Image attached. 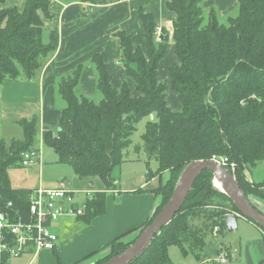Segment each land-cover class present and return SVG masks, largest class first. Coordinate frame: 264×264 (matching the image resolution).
<instances>
[{
  "label": "trees",
  "instance_id": "16d2710c",
  "mask_svg": "<svg viewBox=\"0 0 264 264\" xmlns=\"http://www.w3.org/2000/svg\"><path fill=\"white\" fill-rule=\"evenodd\" d=\"M4 1L0 0V84L5 80H31L55 49L42 39L44 19L52 17L50 0H25L22 8L5 7ZM202 1L167 0L168 9L176 15L171 36L176 61L167 72L171 89L181 104L179 110L168 106L166 83L158 76L168 35L162 29L157 36L152 14L141 8L137 12L143 27V45L135 44L133 35L124 29L112 32L119 43L118 64L134 80L132 91L125 79L119 87L112 85L111 74L99 53L90 59L101 93L98 102L75 92L81 64L58 82V93L65 105L56 130H46L42 142L54 150L60 162L70 164L77 177L97 176L105 189H111V172L122 163L124 151L132 145L136 124L150 115L155 118L146 122L141 135L146 176L168 172L166 182L152 190L162 194L161 202L142 225L75 264L97 255L101 256L91 264H101L131 245L169 199L189 162L224 158V166L233 171L247 196L264 195L260 189L264 180L249 182L244 174L245 169L264 162V0H237L236 14L225 21L218 18L213 8L205 16ZM37 119L32 115L18 121L23 132L21 140L13 138L7 146L0 139V193L17 203H26L29 190L11 188L7 169L14 163L21 164L22 152L34 148L32 137ZM150 160L157 163L154 172L148 168ZM105 198L104 191L97 192L86 201L84 213L77 220L89 223L103 214ZM213 198L219 202L211 206ZM230 212L238 210L228 196L213 186L212 173L204 170L180 211L128 264H171V245H177L183 255H194L198 264H217L204 262L207 256L203 249L226 231L224 218ZM229 249L218 242V252L224 251L228 259ZM100 251L105 252L98 254ZM56 257L57 264H62ZM257 264H264V258Z\"/></svg>",
  "mask_w": 264,
  "mask_h": 264
},
{
  "label": "crops",
  "instance_id": "0c3cea01",
  "mask_svg": "<svg viewBox=\"0 0 264 264\" xmlns=\"http://www.w3.org/2000/svg\"><path fill=\"white\" fill-rule=\"evenodd\" d=\"M24 2L25 0H5L3 5L22 7ZM88 4L91 6L89 7ZM201 6L204 13L213 8L221 20L234 16L237 12V0H203ZM139 8L151 13L156 27H162L169 36L167 51L171 55L166 63L164 69L166 70L176 61L170 39L175 13L168 9L167 0H94L92 3L84 0H50L49 11L52 17L44 19L42 39L45 43L52 44L55 49L44 60L33 79L5 80L0 84V136H3V125H19L20 119L30 118L32 115L38 118L37 124L39 122L42 137L46 130L54 132L65 105L58 93V82L61 78L69 76L78 64L82 65V70L75 92L91 99L99 96L96 87L97 74L90 60L96 53L103 57L114 87H118L122 80L127 79L124 69L116 63L120 57V49L118 40L112 32L124 29L133 35L134 42L136 34L138 42L135 43L143 45V27L137 12ZM127 81L130 86L133 85L131 80L127 79ZM177 98L171 97L175 109L180 108ZM135 152L142 153L143 160L138 159L141 166L139 164L137 167L133 160L129 166L120 168L117 175L111 172L114 178V186L111 189H105L103 182L97 176L79 178L74 172L72 175L63 176L46 184L39 181L35 186L11 187L31 191L38 187H53L59 180L66 179L69 186L79 192L77 200L81 197L80 193L82 195L85 190L106 193L105 212L95 216L89 223L71 217L58 221V225L55 226V231L59 235L57 246L54 250L42 251L37 257L40 258L38 264H57L56 255L62 264H75L89 253L101 249L114 238L139 227L153 214L161 202V197L152 190L167 180L168 172L146 176L147 159L141 144L125 150L122 163L127 160L131 162L132 159L129 157ZM40 163L41 160L39 166ZM142 164L145 166L144 171L141 169ZM260 189L264 191V185ZM248 199L257 209L264 212V195L250 194ZM239 218L245 219L238 216L237 221ZM247 223L255 228L256 224L253 222ZM256 229L257 236L246 240L244 244L247 264H255L264 258V232L260 227ZM218 241H213L204 247L206 256L211 257L214 256L213 253L216 254ZM103 252L105 251H100L98 254Z\"/></svg>",
  "mask_w": 264,
  "mask_h": 264
},
{
  "label": "rangeland",
  "instance_id": "374dc122",
  "mask_svg": "<svg viewBox=\"0 0 264 264\" xmlns=\"http://www.w3.org/2000/svg\"><path fill=\"white\" fill-rule=\"evenodd\" d=\"M4 3H5V1H4ZM88 5H89V7L91 6L90 4H88ZM14 7H17V6H14ZM22 7H18V8H22ZM205 16H206V13H205ZM175 18H176V15H175ZM221 21H225V18H223ZM120 27H122V26H120ZM162 29H163L162 27H159L156 29V35L157 36L159 35L160 32H162ZM172 30H173V28H172ZM135 35H134V38H135V42L137 43L138 41H137V38ZM171 36H172V32H171ZM171 36H170V39H171ZM168 40H169V36H168ZM171 41H172V39H171ZM167 48H168V46H167ZM169 55H171V53L169 51H166L165 57L161 61L159 68H158V76H159V80L161 82L166 83L165 94H166V101H167L168 106H170L171 109H173V110H179L180 108L175 109V104L173 103V101L171 99V97L177 98L178 96L176 97L177 94L174 93L171 89L170 78H169L168 72H167L168 69L164 70L166 67V63L169 61V58H170ZM116 63L118 64V61H116ZM159 70H160V72H159ZM126 77L128 80H131L133 82L132 86L129 85L130 89L132 91L134 89V80L127 75H126ZM127 79H125V80H127ZM168 81H169V84H168ZM121 82H120V84H121ZM99 97H101L100 92H99V96H97V97L94 96V98L92 100L95 102H98ZM178 100L179 99L177 98V101ZM178 103H179V106L181 107L180 101H178ZM153 117L154 116H152V115L146 116V117H143L142 119H140L138 121V123L136 124V129L131 135L132 145L126 150L134 148L135 145L142 144L141 135L143 134V132L145 130V124L148 120H150ZM2 133H3V136H0V139L4 140L6 142L7 146L10 145L11 139L14 138V139L21 140L23 138L22 128H21V126L19 127V125H16V126L3 125L2 126ZM32 145H33V147H35L36 149H38L40 151V155H41V163L40 164H41V166H39V164H38L39 162L34 164V165H27V166L21 165L20 163H16V164L14 163V164L10 165L7 169V175H8V180H9V184L11 187L22 188V187L33 186V185L35 186L36 184L39 183V181H43L44 184H46L48 182H54L55 180L62 178L63 176H69V175L73 174V169H72L71 165L68 163L60 162L58 160V156L54 152V150L50 146H47L42 142V136H41V132H40L39 122L35 126V132H34V135L32 137ZM138 155L140 157H138ZM124 156H126V153ZM141 157H142L141 152L133 153L132 156L129 157V159H132V161L130 162L129 160H127L124 163H122L121 165L114 167L112 170V174L117 175L119 173L120 168H124V167L129 166L130 163L133 162V160H135L134 164L137 165V167L139 166V164L141 166V163L138 162V159L143 160ZM220 159H222V158H220ZM223 160H224V158H223ZM144 167L145 166L142 164L141 169L143 171H144ZM156 167H157L156 161L150 160L149 161V168L152 169L151 172H154ZM233 168H234V165H233ZM250 168H251V170L250 169L244 170V174H245V176L249 182H253V181L254 182H260L261 180H264V162H259L256 164V166L250 167ZM151 175H154V174H151ZM260 178H261V180L259 181ZM251 179H252V181H251ZM255 190L259 191V188L256 187ZM158 195H160V197L162 196V194H160V193H158ZM161 199H162V197H161ZM217 202H219V200L217 198H213L212 203H210L209 205L213 206ZM229 214L238 215L239 213L238 212H230ZM247 220L243 219V218H239L237 221V228L236 229H234L232 231L226 230L223 234H219V236L217 237L219 240L218 242H223L225 244H229L231 247V249H229V253L231 255L230 259L226 258V262H224L222 264H247V259L245 258L244 244H245L246 240L253 239L255 236H257V229L256 228L258 227L256 225H254L255 228L251 227L250 225H248L249 223H247V222H251V221H249V220L247 221ZM58 223H59L58 220L55 221L54 226H57ZM250 224H252V223H250ZM168 251H169V257H170L171 264H196L197 263V260L195 259L194 255H192V254L183 255V253L180 251V249L177 245L169 246ZM213 255L214 256L211 255V257L207 256V258L205 259L204 262H206V263H210V262L211 263H217V261L214 259V257H216L218 255V250H217L216 254L213 253ZM100 256L101 255H97L96 257H94L90 260L88 259L87 261L82 262L81 264H90V262L93 263V262H95L96 258H99ZM31 259H32V255L29 254V255H24L22 257H13V258L9 259L8 263L9 264H29ZM39 261H40V258H37L36 261L32 262V264H38ZM257 263H255V264H257Z\"/></svg>",
  "mask_w": 264,
  "mask_h": 264
},
{
  "label": "built area",
  "instance_id": "2783aa9c",
  "mask_svg": "<svg viewBox=\"0 0 264 264\" xmlns=\"http://www.w3.org/2000/svg\"><path fill=\"white\" fill-rule=\"evenodd\" d=\"M21 157V165L24 166L41 160L40 151L36 148L22 152ZM212 159L226 164L225 159ZM78 193L66 179L59 180L53 187H38L29 191L25 204L6 199L0 193V263L9 264V259L13 257L30 254L32 259L29 264H32L42 251L54 250L59 241L54 222L83 215L86 201L96 194L85 190L77 200ZM226 258L224 251L214 257L217 264L226 262Z\"/></svg>",
  "mask_w": 264,
  "mask_h": 264
},
{
  "label": "water",
  "instance_id": "95a60500",
  "mask_svg": "<svg viewBox=\"0 0 264 264\" xmlns=\"http://www.w3.org/2000/svg\"><path fill=\"white\" fill-rule=\"evenodd\" d=\"M204 170L212 173L213 186L228 196L230 204L234 205L238 210V215L227 214L225 216L226 229L228 231L236 229L237 217L242 216L256 223L264 230V213L251 204L248 196L239 186L233 171H229L224 165L212 158L195 160L184 166L169 199L162 206L152 222L142 229L135 241L123 251L110 257L101 264H128L142 254L154 235L180 211L194 181Z\"/></svg>",
  "mask_w": 264,
  "mask_h": 264
}]
</instances>
